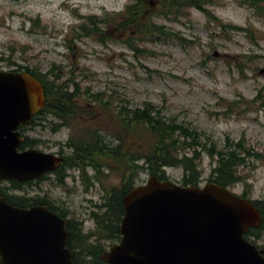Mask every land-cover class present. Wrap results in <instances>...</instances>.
Returning <instances> with one entry per match:
<instances>
[{
	"label": "rangeland",
	"instance_id": "374dc122",
	"mask_svg": "<svg viewBox=\"0 0 264 264\" xmlns=\"http://www.w3.org/2000/svg\"><path fill=\"white\" fill-rule=\"evenodd\" d=\"M157 0H147L152 6ZM132 0H0V68L10 69L23 66L36 67L39 71H49L51 78L59 71L63 79L78 81L77 112L66 118L59 132L51 136L40 127V118L30 128L29 134L35 145L42 138L65 145L68 137L78 138L92 129L105 131L107 138L115 134L126 136L117 115V103L130 100L131 106L154 102L163 105L166 115L176 114L179 119L191 122L207 135L223 145L228 135L233 140L244 138L254 149L264 152V112L246 110L244 101L252 99L258 88L264 87V16H258L242 0H214L208 5L213 19L205 11L196 7L184 9L179 18L157 16L156 21L164 23L189 42L169 39L152 40L149 36L138 39L149 52L134 56L122 39L131 28L128 25L117 27L112 16L120 12ZM88 14L109 18L108 23L99 22L104 40L95 35H86L83 24L91 23ZM222 24L244 25L253 29L258 39L254 46L251 32L228 30ZM136 40V39H135ZM137 40V41H138ZM9 44V47L7 46ZM152 51V52H150ZM257 54L252 62H244L247 77L229 71L225 56L231 54L240 64L241 54ZM235 57V58H234ZM9 59H12L9 62ZM14 61L16 64H13ZM87 88L91 92L106 91L113 100L111 107L89 101ZM234 101L232 108L226 106ZM114 139V143L116 138ZM70 151L69 146H63ZM67 152V153H68ZM212 160L202 152L201 166L205 184ZM66 178L67 185L76 188L70 194L54 187L56 196L66 198L76 216L72 219L84 223L83 232L94 227L91 211L95 202L103 195L105 187L120 184L121 173L107 168L100 172L99 180L86 188L77 168ZM247 174L248 185L236 183L233 190L242 192L252 199L264 194V160L256 159L241 168ZM91 174V173H90ZM150 174L140 172L137 184L145 182ZM170 179L183 182L182 167H167ZM75 178V179H74ZM76 184V185H75ZM46 190V185L43 183ZM77 218V219H76ZM90 238L83 246L99 242L105 249L117 242L110 238L99 240ZM257 244H264V233L250 234ZM92 245V244H91ZM104 249V250H105ZM87 252V251H86ZM102 252V251H101ZM104 262V261H103ZM105 263V262H104ZM106 264V263H105Z\"/></svg>",
	"mask_w": 264,
	"mask_h": 264
},
{
	"label": "water",
	"instance_id": "95a60500",
	"mask_svg": "<svg viewBox=\"0 0 264 264\" xmlns=\"http://www.w3.org/2000/svg\"><path fill=\"white\" fill-rule=\"evenodd\" d=\"M45 96L30 72L0 70V178L38 177L63 159L20 149L19 127ZM122 201L119 241L101 252L106 264H264L263 248L245 235L261 224L259 207L224 185H183L151 173ZM66 224L47 207H16L0 196V264H77Z\"/></svg>",
	"mask_w": 264,
	"mask_h": 264
},
{
	"label": "trees",
	"instance_id": "16d2710c",
	"mask_svg": "<svg viewBox=\"0 0 264 264\" xmlns=\"http://www.w3.org/2000/svg\"><path fill=\"white\" fill-rule=\"evenodd\" d=\"M242 1L244 5L252 9L254 14L264 16V0ZM146 3L147 0H132L131 3L126 4L123 10L115 12L112 16L118 28L129 25L132 29L122 41L135 52L134 56L149 52L148 48L142 46L138 40L144 39L146 36L152 40L178 39L189 42L187 38L180 36L164 23L156 21L154 18L157 16L179 18L185 8L196 7L205 11L213 19L217 18L208 8V5L214 3V0H157L152 6ZM87 18L91 23L82 25L85 34L95 35L98 40H104L102 36L104 30H101L98 23H108L110 19L97 18L94 14H88ZM222 28L229 32L232 30L251 32L252 44L254 46L258 44V39L252 34L253 29L248 26L222 24ZM256 56L257 54H241L242 62L240 64L233 60L231 54H226L225 60L229 71L247 77L244 62H252L253 57ZM12 62L16 64L14 61ZM14 69L29 71L43 82L46 91L45 106L50 110L56 105L64 106L59 110L65 121H62L61 125L67 124L66 118H69V115L76 114L78 93L80 94L78 81L71 78L63 79L64 73L61 71L56 77L51 78L49 71L41 72L35 66L19 64ZM87 92L89 101L94 100L101 106L111 107L113 100L106 94V91L91 92L87 88ZM233 103L232 100L227 103L228 110L232 108ZM244 104L249 106L245 107L246 110H251V107L256 106L251 111L262 110L264 112V87L258 88L254 98L246 99ZM115 106L118 107L117 115L126 136L115 134L112 138H107L108 135L105 131L92 129L84 136L68 137L65 145H62L70 148L63 160L65 171L69 173V168H77L86 188L91 187L95 183V179L99 180L100 172L105 173L107 168L118 170L121 173V183L111 188L105 187L101 199L94 203L96 209L91 211L90 216L94 220V227L88 228L84 234L81 230H79L80 234L72 232L70 241L75 245H83L91 235L95 236V241L100 238H110L113 241L119 239V225L124 213L122 196L137 184L140 172H148L150 175L152 173L163 179L169 178L167 167L179 166L183 170V185H199L203 180L204 171L201 166V158L202 152H204L210 155L212 160L207 181L212 180L233 190L232 187L236 183H245V188L248 185L247 174L241 172L242 167L256 159L264 160V152L254 149V146L249 145L244 138L233 140L227 135L224 139L225 143L219 146L218 142H215L210 135L197 126L195 127L191 122L179 119L176 114L166 115L163 105L159 106L148 101L143 105L131 106L130 100H125ZM113 138H116L115 143ZM34 139L36 138L29 140L26 137L22 145L33 144ZM245 188L242 192L237 193L246 197L247 189L245 190ZM0 193L4 194L1 191ZM253 201L262 213L261 224L259 227L250 228L245 235L256 243L254 239L250 238V234L259 237L260 233H264V194L263 197ZM80 223H83V220ZM91 244L85 253L81 250L73 251L77 264H105L101 258V251L105 247L101 246L99 242ZM257 246L262 247L264 253V244H257Z\"/></svg>",
	"mask_w": 264,
	"mask_h": 264
},
{
	"label": "flooded vegetation",
	"instance_id": "af4514ba",
	"mask_svg": "<svg viewBox=\"0 0 264 264\" xmlns=\"http://www.w3.org/2000/svg\"><path fill=\"white\" fill-rule=\"evenodd\" d=\"M7 46L9 47V44H7ZM0 57L3 59V54H1ZM8 60L10 59L8 58ZM61 108H64V106L56 105L52 110L47 106H43L39 111V114L36 115L33 120L31 119L30 123L21 127L25 137L29 140L31 139L29 131L38 118H40L41 129H45L51 136H55L62 127L61 122L64 121L63 116L59 113ZM52 143H54V141L42 138V148L39 147L41 144L27 145L25 148L37 147L44 152H51L55 155L62 156L63 159L57 164V166L46 169V171H43L38 177H30L25 180L0 178V191L4 192V194L0 193V196H3L5 201L13 206L26 209L32 207H47L62 218L66 219V230L68 231V237L66 240L67 246L72 252L74 250H81L85 253L88 251L85 245H75L70 241L73 231L75 234H80L79 230L83 232L84 223H80V219H72V216H76L74 209L69 207L66 198L56 196L53 189L54 187H60V191L70 194V192L74 191L76 188L74 185L69 186L66 184V178L70 176V172L68 173L65 171L63 160L68 151H65L61 141H56L54 145L55 147L51 146ZM43 183L46 185V190L43 188Z\"/></svg>",
	"mask_w": 264,
	"mask_h": 264
}]
</instances>
